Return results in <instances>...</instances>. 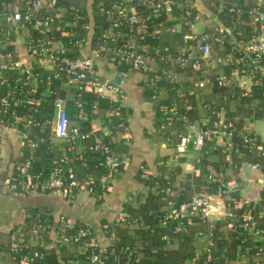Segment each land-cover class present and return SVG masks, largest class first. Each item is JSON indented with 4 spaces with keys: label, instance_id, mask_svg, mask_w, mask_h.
Masks as SVG:
<instances>
[{
    "label": "crops",
    "instance_id": "obj_1",
    "mask_svg": "<svg viewBox=\"0 0 264 264\" xmlns=\"http://www.w3.org/2000/svg\"><path fill=\"white\" fill-rule=\"evenodd\" d=\"M9 1L0 0V5ZM70 1L84 6L89 19H92L94 0ZM256 6L257 0H193L190 15L180 12L168 17L167 25H158L157 44L167 46L173 59L155 58L150 62V71L127 72L120 71L112 61L101 59L97 62L100 77L119 86L122 100L130 111L127 137L122 133L113 136L115 149L124 159V167L100 198L97 192L84 188L65 196L41 191L24 194L0 184V264H27L11 249L12 234L18 241L29 242L42 250H54L62 264H79V259H75L79 257L78 247L61 244L57 237L60 215L71 221L73 229L89 226L105 253L117 258L119 255L113 246L120 237L113 225L120 220L119 213H124L129 219V222L119 221V227L127 229L129 236L123 248L132 247L139 260L150 264H196L197 258L207 257L214 264H264V210L259 212L258 226L251 222L246 229L242 226V215L239 218L236 213V209L244 205L249 206L246 213L255 209L264 186V172L250 161L236 163L242 161L239 147L232 151L225 148L227 153L223 159L221 151L213 152L214 149L205 156L202 152L204 142L200 139L192 140L185 149L181 148L178 134L187 130L186 119L176 116L171 125L163 129L157 113L160 103L186 100L193 111L192 120L199 127L232 122L240 134L254 133L264 139V98L257 107H252L249 99L256 78L264 94V61L257 64L249 62L245 73H241L238 66L243 64L235 60L242 55L243 44L249 41L248 34L252 30L256 31L254 38L264 42V21L258 23L256 30L246 28L252 26L249 11ZM227 9L230 20L224 22L221 13ZM188 31L198 35L203 32L211 34V57L203 56L202 42L198 37L184 41V34ZM92 34L93 29L85 33L86 53L90 50ZM19 36L13 48L23 57H28L29 28L22 26ZM178 56L185 60L181 62ZM231 56L232 60H229ZM44 71L53 77L52 69ZM119 73L121 76H117ZM156 73H164L162 78L167 81L161 87L158 99L151 98L147 87ZM220 76H226L229 84L218 85L216 81ZM49 86L43 95L50 93ZM59 86L69 88L72 85L59 81ZM105 95L118 97L114 91ZM66 99L69 116L73 120L74 94L70 92ZM92 113L95 114L87 122L91 126V136L78 147L87 155L91 152L85 145L105 139L112 131L104 120L105 112L103 116L98 115L97 108H93ZM2 118L0 114L2 181L12 178L16 161L23 159L26 153H36L42 163L69 156L71 144L55 137L49 127L46 131L35 127L33 134H29L27 129L17 125L4 129ZM214 140L218 147H225L228 136L220 134ZM66 167L81 178L88 176L86 164L76 158L68 157ZM103 173L104 170L100 169L93 174L100 178ZM213 177L217 180H212ZM220 181L226 185V192L221 195L218 185L209 188V184H219ZM157 184H162L161 189L171 187V197L176 200H187L208 191L219 213L207 219H194L190 224L159 222L160 229L156 231L147 222L152 209L142 206L150 194H158ZM245 199L250 203L246 204ZM165 207L161 205V210ZM230 213L231 216L228 215ZM41 215L47 217L45 220L51 219L48 221L51 227L47 233L35 236L32 227ZM231 220L233 226L230 227L228 222ZM34 264H39V261Z\"/></svg>",
    "mask_w": 264,
    "mask_h": 264
},
{
    "label": "built area",
    "instance_id": "obj_2",
    "mask_svg": "<svg viewBox=\"0 0 264 264\" xmlns=\"http://www.w3.org/2000/svg\"><path fill=\"white\" fill-rule=\"evenodd\" d=\"M60 0H10L0 5V114L6 113L18 104H24L31 101V94L34 87L37 86L41 73L35 72V69L41 71L46 69L53 70V77H58L64 73L70 81L80 85V89L96 92L104 96L108 91L120 93L119 86L111 81H106L100 77L97 62L101 59H110L116 65H130L133 71H150V62L155 58L161 60L173 59V54L169 52L167 46L160 44L152 45L146 41L148 36L159 38V27L155 25L150 27V19L156 15H166L171 17L175 15V10L179 9L183 15H190L193 8V0H141L147 7L148 13L141 14L135 7L137 0H97L96 10L103 15L106 29L100 34L98 44L91 46L89 53H86V35L92 31L93 24L82 22L84 16L79 11L75 13H64L66 5L59 3ZM235 11L234 8L230 9ZM63 11V13H62ZM252 17L251 24L253 29H257L258 23L264 21V0H257V6L249 11ZM149 23V24H148ZM22 26H27L30 30V36L27 40L28 57H23L21 53L13 47L17 43L19 31ZM16 37V39L14 38ZM93 37V35H92ZM200 39L201 48L204 57H211V34L203 32L202 34H192L188 31L184 34V41L192 38ZM92 39V38H91ZM159 43V42H158ZM183 62L184 57L178 56ZM232 60V56L228 58ZM237 63L243 65L249 62L259 63L264 61V42L255 38L250 39L243 44L242 55L235 59ZM241 73L246 69L240 68ZM164 73H156L154 80H159ZM219 84L227 85L229 80L226 76L218 78ZM28 83L31 89L25 86ZM50 82L48 81V85ZM28 88V89H27ZM159 93V92H158ZM157 93V94H158ZM155 94L154 98L158 99ZM123 97V95H121ZM75 123L72 125V119L68 112V103L65 97L57 96L53 101V110L50 117L46 120L38 119L36 113L32 112L26 117H15L4 122V129L16 126L22 123L25 127L48 126L55 137L68 140L70 139L71 148L83 146L91 133L82 131L81 124L88 116L86 102L74 96ZM162 113L161 127L164 128L170 123L166 122L165 115L172 113L176 115V102L160 107ZM114 110L109 112L113 115ZM129 121V116L127 117ZM232 122H222L213 124L209 127H199L194 122H189L187 130L180 132V147L186 148L192 140L204 137L215 139L220 134L228 136L226 150L232 149L230 138L235 131ZM125 132H129V127H125ZM2 131H0V136ZM244 144L249 143L250 147L256 145L255 136L244 134ZM88 150L97 151L103 156L104 173L100 176L97 183H92L88 177L81 178L72 170L67 169L68 180L65 181L62 171L64 167L55 166L49 176L44 177L43 171L32 172V164L35 160L33 155L16 162V171L19 179L17 182L10 183V179L0 180V184H5L12 190L19 188L26 193L36 192H58L65 196H71L76 191L87 189L92 193L97 192L99 187L101 191L109 190L112 180L115 178L120 164V154L109 144L97 139L92 144L86 146ZM260 154L264 155V144L260 148ZM81 157V154L78 155ZM68 157H62L60 163H67ZM66 171V170H65ZM212 180H217L213 177ZM171 187L160 189V193L167 196L166 214L162 223L186 218L188 224L194 217L207 219L214 217L219 213L212 202V195L208 191H202L194 197L187 200H176L171 197ZM226 192V185L220 181L218 193L221 195ZM98 193V192H97ZM101 197L100 192L97 194ZM249 204L250 200L245 199ZM232 215V213L228 214ZM119 221L129 222L127 215L119 213ZM253 216L251 213L242 215V226L246 229L251 226ZM134 219L133 221H135ZM58 227L56 229L57 237L61 244L69 245L71 242H81L78 249L81 252H87L89 260L87 264H121L114 260L107 259L105 250L94 237V232L86 227H76L65 216L60 215L57 219ZM233 226V221L228 222ZM51 227L48 221L37 220L32 227V233L39 236L47 233ZM73 230V231H72ZM68 231H72L71 234ZM11 249L21 254L22 260L27 264H34L44 257L45 252L33 246L29 242H21L11 235ZM123 252H126V262L128 264L134 253V249L125 246ZM139 261L138 256L133 257ZM196 264H214L210 258H197Z\"/></svg>",
    "mask_w": 264,
    "mask_h": 264
},
{
    "label": "trees",
    "instance_id": "obj_3",
    "mask_svg": "<svg viewBox=\"0 0 264 264\" xmlns=\"http://www.w3.org/2000/svg\"><path fill=\"white\" fill-rule=\"evenodd\" d=\"M97 0H94V3L92 4V8H93V17L90 20L89 16L87 15V12L85 11V7L81 6V5H77V4H72L70 0H60L59 3L65 4L66 5V10L64 11V13H75V11H79L80 15H83V21L82 22H88V23H92L93 26V37L91 39V45L92 46H96L98 44V40L100 34H102L103 29H106L107 24L105 23V19L103 17V15H100V13L96 10V4ZM135 7L140 11L141 14L146 15L148 13V9L146 7V5L141 1V0H137L135 2ZM63 13V11H62ZM230 12H228V9L225 12L221 13V18L222 20H224V22H227L230 17ZM176 14H180V10L176 9L175 10V15ZM233 16V15H232ZM237 17V16H236ZM150 27H153L155 25H167L169 23V21H167V17L166 15H159V16H152L150 21ZM148 23V24H149ZM247 30H252L253 26H246ZM256 33V31L254 32L253 30L251 31V33H249V40L254 38V34ZM159 38H155V37H151L148 36L146 41L150 42V44L154 45L158 43ZM235 46V43H233ZM237 51V49H235ZM109 60L110 59H106ZM118 69L122 72H127L129 70H132L130 68V65H125V64H118L117 65ZM240 68L243 69H247L248 67L246 65H240ZM35 72L39 71L41 73L40 77H39V81L37 83V86L34 87L31 96V101L29 102H25L24 104H18L16 105L13 109H9L6 113H3V121L6 122L7 120L13 119L15 117H26L29 116V114H31L32 112L36 113V116L43 120H46L50 117L52 110H53V101L54 98L57 96H61V97H66L70 94V92H72L74 94V96L78 99L84 100L86 102V107L88 110V116L87 118L84 120V122L80 125L81 126V130L82 131H89L91 129V126H89L87 124L89 117L93 116L95 113H92L93 108L96 109L97 108V114H101L103 116L104 112H105V118L104 120L106 121V123L109 125L111 131V134H109L108 136H106L105 139H102V142L109 144L111 147H113L114 149L116 148V143L114 140V135L116 133H122L124 137H127V132H125V127L128 126L129 121H127V117L129 116V109L127 108V106L124 104L121 95H123L121 92L118 93V97L117 98H113L111 95H105V96H100L98 93L96 92H92L89 90H86L85 88H81L80 89V85H78L77 83L70 81L69 78H67V76L64 73H60L58 75V77H50L51 75L48 74L45 71H41L40 69H35ZM48 81L50 82V93L48 94H44L45 89L48 87ZM59 81H63V83H67L69 82L72 86L68 87H61L59 86ZM258 79L256 78V84L253 86V90H252V94L249 97L250 99V104L252 105V107H257L260 106L262 103V100L264 98V94H263V88L257 84ZM166 80H164L163 78H160L159 80H154L153 78L149 80L147 87H148V94L150 93L151 98H154V95L157 94L161 87L163 85L166 84ZM216 83L218 84V80L216 81ZM219 85V84H218ZM27 86L29 89H31L30 85H28V83L25 85ZM27 88V89H28ZM69 89V90H68ZM158 95V94H157ZM171 102H176V115L172 114V113H167L165 115V119L167 123H171L173 122L174 119H176L179 116H182L186 119V125L188 126L189 122H194V120H192V112L191 111V106L189 105V103L184 100V101H177V100H172ZM171 102L168 103H160L157 106V113L158 116L160 117L159 120V125L161 127V123H162V113L160 112V107L163 105H167L170 104ZM111 110H114L113 115H109V112ZM107 113V114H106ZM177 116V117H176ZM75 123V119H73L72 121V125ZM169 124L166 125L163 129H165L167 126H170ZM17 126H21L23 127L25 130L27 129V131L29 132V134H33L35 127L36 126H32V127H25L22 123H19ZM202 128L205 127H209V126H201ZM42 129H45L44 131H46L48 129V126H44L41 127ZM187 128V127H186ZM236 128V127H235ZM244 134H248V135H252L255 136V142L256 145L254 147H250V144H244L243 142V135ZM31 136V135H30ZM69 143L71 142L70 139L67 140ZM214 139L212 137H207L205 136L203 139L204 145L202 148V152L205 156L209 155V152L214 149L213 152H215L216 150L221 151V157L224 156L226 157V150L225 147H218L215 143H214ZM230 141L232 143V150H234V148L239 147L240 148V152L242 154V161L238 160L236 161V163H241V162H245V161H250L253 162L255 164H257L260 169L264 172V155L260 154V148L262 147V145L264 144V139H262L259 135L257 134H252V133H243L240 134L237 131V128L235 129V131L232 132V136L230 138ZM71 144V143H70ZM41 147H43L44 145H40ZM217 148V149H216ZM116 150V149H115ZM230 150V151H232ZM91 153L87 155V153H85L86 151L82 152V149L79 150L78 146L75 148H71V152L69 154L68 157L70 158H76L78 161H81L83 163L86 164V167L88 169V178H90L92 180V183H97L99 176L96 178L94 176V172L98 171V170H104V166H103V156L97 152V151H91L89 150ZM117 151V150H116ZM81 154V157H78V155ZM30 155H33L35 157V160L32 164V172H38L40 170L43 171V176L47 177L49 176V174L51 173L52 169L55 166H60V167H64L65 170L62 171V175H64V179H66L65 181L68 180V176H67V167L65 163H60V158L56 159L55 161L51 162V163H42L37 159V155L34 152H30V153H26L23 156V159L29 157ZM223 159V157H222ZM17 162V161H16ZM124 159L123 157L120 155V164L118 165V170L117 173L119 172V170H121L124 167ZM93 176V177H92ZM19 179L18 173L16 171V165H15V169H14V173L12 175V178L10 179V183L13 182H17ZM81 179V177H80ZM1 180V178H0ZM159 187L157 190L160 191V187L162 186V184H157ZM217 185H219L218 183H211L209 184V188H213L216 187ZM19 193H23V191L19 188L18 190ZM158 191L157 195H153L150 194L148 197V200L146 201V203L142 206L144 209H152V212L149 214V220L147 221L150 226H153L155 228V230L157 231V229H160L158 223L161 222L166 214V207L165 209L161 210V205H166L167 203V196L165 194H162ZM97 192L100 194H104L103 191L100 190V188H97ZM181 201V200H179ZM249 210V206H242L240 208L236 209V213L239 216V218L241 217V215H243L244 213H246ZM262 210H264V186L261 190V195H260V200L259 203L257 204V206L255 207V209H253L251 211L252 215H253V224L254 222L256 223V225L258 226V220H259V212H261ZM198 217H194V219H197ZM47 219V217L44 216V218L42 217V215L39 217V220L42 221H51L50 220H45ZM50 223V222H49ZM168 223H173L175 225H181L184 223H187L186 218H181L180 220H173V221H169ZM221 223V222H220ZM240 225V223H239ZM262 225H264V220L262 222ZM113 227H115V229H117V235L120 237V241H118L117 243H115V245L113 246V249L116 250V253L119 255L117 258H115L114 256L109 255L108 253H105V256L107 259H112L118 263L121 264H125L126 262V252H123V245L126 244L127 238H129V236L127 235V229H123L119 227V221H116L113 225ZM86 228H89V226H87ZM260 228V227H259ZM73 231V230H72ZM71 231V232H72ZM70 231H68L69 234H71ZM249 239H252L249 236ZM84 240H82L81 242H71L70 244L75 246L74 248L78 247L79 245L84 244L83 243ZM257 242V241H255ZM73 248V249H74ZM45 252L44 257L39 260V264H62L57 256L56 253L54 252V250L50 249V251H46L43 250ZM26 251H22L21 254H25ZM78 253H79V257H75V259H79V264H87L89 257H88V253L87 252H81L78 249ZM20 254V255H21ZM137 257L136 252L134 251V253L132 254V258L130 260V262L128 264H150L149 262L143 261V260H139V261H135V259H133V257ZM38 263V261H37Z\"/></svg>",
    "mask_w": 264,
    "mask_h": 264
},
{
    "label": "water",
    "instance_id": "obj_4",
    "mask_svg": "<svg viewBox=\"0 0 264 264\" xmlns=\"http://www.w3.org/2000/svg\"><path fill=\"white\" fill-rule=\"evenodd\" d=\"M117 76H121L120 73ZM117 82H119V81H117Z\"/></svg>",
    "mask_w": 264,
    "mask_h": 264
}]
</instances>
